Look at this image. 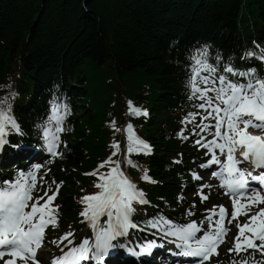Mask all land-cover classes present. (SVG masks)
<instances>
[{
    "label": "trees",
    "instance_id": "obj_1",
    "mask_svg": "<svg viewBox=\"0 0 264 264\" xmlns=\"http://www.w3.org/2000/svg\"><path fill=\"white\" fill-rule=\"evenodd\" d=\"M254 40L264 44V0H0V100L12 86L18 91L16 112L33 137L50 91L63 90L77 114L73 142L55 168L77 176L87 153L103 155L106 121L124 117L127 96L148 106L157 149L148 162L163 180L158 194L174 201L179 179L168 165L179 152L172 136L192 57L206 47L241 64ZM62 201L72 212V198Z\"/></svg>",
    "mask_w": 264,
    "mask_h": 264
},
{
    "label": "snow or ice",
    "instance_id": "obj_2",
    "mask_svg": "<svg viewBox=\"0 0 264 264\" xmlns=\"http://www.w3.org/2000/svg\"><path fill=\"white\" fill-rule=\"evenodd\" d=\"M253 43L258 51L245 52L243 59L264 62V47ZM216 59L219 61L221 58L217 56ZM192 61L188 81L191 91L189 99L202 101L198 108L204 114L201 123L190 131L194 134L210 132L212 137L208 139L201 135L194 141L207 157L199 166L205 169L219 166L218 170L212 172V176L220 180V187L226 189L225 194L232 198V207L229 209L224 205H214L207 209V231L195 220L177 225L163 216L152 218L148 225L162 230L165 237H172V242L180 250L177 254L197 258L196 264H205L219 254L217 250L230 231L227 224L236 220L237 234L228 252L239 255L251 249L252 264H264V174L252 175L242 168V165L247 164L264 173V134L256 135L249 131L256 129L264 133V77L257 75L255 67L242 71L229 63L222 70L218 69L217 65L208 62L206 47L197 50ZM240 78H246V82H241ZM11 95L14 98L16 94ZM5 104L6 109L3 107ZM127 105L131 116L149 115L147 109L136 106L131 100L127 101ZM68 115L70 105L54 98L49 102V113L45 121L36 125L42 141L38 146L50 157L63 158L61 146L65 149L68 147L60 135L67 130L64 125ZM197 115L188 113L181 123L190 124L196 120ZM110 123L114 131H121L115 120ZM123 131L126 135L123 161L113 159L121 154L120 143L114 141L111 155L95 170L85 173L97 177L94 184L97 191L80 200L84 206L80 212L83 218L81 222L89 224L93 235L82 238L77 244L75 233L69 226V231L58 240L51 241L60 247L61 252V255L53 257L52 264H144L141 258L150 256L156 247L153 241L133 245L123 239L129 235L130 229L139 227L132 219L136 212L135 205L150 202L146 193L138 188L121 165L126 163L130 167L139 168L132 156L151 155L154 150L149 142L136 134L131 122ZM17 135L23 136L24 132L12 115L9 98L4 97L0 100V153H3L5 147L20 153L29 152L34 147L20 141L13 143L12 137ZM178 136L188 139L183 129ZM174 163L182 161L176 160ZM42 167L43 164L36 163L27 172L18 170L15 179L0 181V264H40L37 252L45 242L47 230L49 227H59L60 206L55 200L64 182L53 180L51 184L56 186L54 191L50 184L47 189H40L43 195H34L42 179H38L37 175ZM142 171V180L156 183L147 170ZM192 178L202 180L196 172L192 173ZM250 179L259 182L262 187L249 189ZM205 187L210 185L202 184L198 191L201 202L208 199L203 191ZM178 199L182 200L183 197ZM187 214L194 215L191 209ZM241 216L247 217L242 223L239 222ZM257 254L259 259L256 258ZM232 264L237 262L233 261ZM239 264H249V261L241 260Z\"/></svg>",
    "mask_w": 264,
    "mask_h": 264
},
{
    "label": "bare ground",
    "instance_id": "obj_3",
    "mask_svg": "<svg viewBox=\"0 0 264 264\" xmlns=\"http://www.w3.org/2000/svg\"><path fill=\"white\" fill-rule=\"evenodd\" d=\"M59 85H61V84H59ZM127 166H128V165H127ZM128 167H130V166H128ZM130 169L132 170V169H134V167H131Z\"/></svg>",
    "mask_w": 264,
    "mask_h": 264
}]
</instances>
